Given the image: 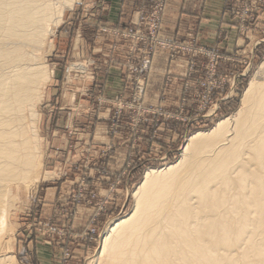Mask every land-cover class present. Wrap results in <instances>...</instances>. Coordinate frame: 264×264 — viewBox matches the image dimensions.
<instances>
[{"label":"rangeland","instance_id":"1","mask_svg":"<svg viewBox=\"0 0 264 264\" xmlns=\"http://www.w3.org/2000/svg\"><path fill=\"white\" fill-rule=\"evenodd\" d=\"M105 3L74 1L38 55L49 75L35 107L42 160L38 176L12 183L7 198L0 257L8 264H99L145 173L178 162L190 136L235 115L264 63V0H227L233 29L222 21L214 44L165 38L168 0L158 15L137 0L121 28L103 25ZM129 27L140 32L134 43L116 35Z\"/></svg>","mask_w":264,"mask_h":264},{"label":"bare ground","instance_id":"2","mask_svg":"<svg viewBox=\"0 0 264 264\" xmlns=\"http://www.w3.org/2000/svg\"><path fill=\"white\" fill-rule=\"evenodd\" d=\"M74 1L0 0V239L12 183L41 166L35 107L49 75L38 55ZM241 100L190 136L178 162L145 173L99 264H264V63Z\"/></svg>","mask_w":264,"mask_h":264},{"label":"crops","instance_id":"3","mask_svg":"<svg viewBox=\"0 0 264 264\" xmlns=\"http://www.w3.org/2000/svg\"><path fill=\"white\" fill-rule=\"evenodd\" d=\"M105 1V8L102 9L101 21L103 25L110 27H126L137 7V0H102ZM227 0H168L167 11L163 23L164 36L167 39L197 37L200 42L214 44L216 43V34L221 22L226 30L233 29V22L224 11ZM75 14L70 15L68 23L73 29V18ZM84 35V29L79 33ZM61 34V33H60ZM82 37V36H81ZM83 39V38H82ZM105 38L96 42L97 49L103 51L109 45L103 41ZM83 48H90L85 40H82ZM164 61L158 64L163 65ZM110 79V78H108ZM118 81L117 77L113 79ZM110 81V80H109Z\"/></svg>","mask_w":264,"mask_h":264},{"label":"built area","instance_id":"4","mask_svg":"<svg viewBox=\"0 0 264 264\" xmlns=\"http://www.w3.org/2000/svg\"><path fill=\"white\" fill-rule=\"evenodd\" d=\"M144 1H149V2H151L152 3V6H153V8H155V14L156 15H158V14H160L162 11H163V9H164V7H165V3H166V0H144ZM248 12H250L249 10H246V14L248 13ZM153 13H154V11H153ZM152 16V15H151ZM153 17V16H152ZM149 20H152L150 17H146V19H145V21L146 22H149ZM151 29L153 30L152 31V33L153 32H155V34H157L158 32H156V30L153 28V26H151ZM118 34V36H121V35H123L124 37H126V38H129L131 41H133V43H134V40H136L138 37H139V34H140V32L135 28V27H129V28H127L126 30H124V32L123 31H117L116 32V35ZM157 42H159V40L157 41ZM162 47L163 48H165V49H169V48H171V46L170 45H168V44H166V43H164L163 42V44H162ZM149 64V61L147 62V65ZM213 92V89H212V91H210V94ZM211 117V116H210ZM209 118V117H208Z\"/></svg>","mask_w":264,"mask_h":264}]
</instances>
